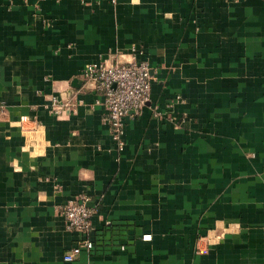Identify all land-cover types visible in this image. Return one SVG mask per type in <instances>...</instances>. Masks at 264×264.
<instances>
[{
	"label": "crops",
	"instance_id": "0c3cea01",
	"mask_svg": "<svg viewBox=\"0 0 264 264\" xmlns=\"http://www.w3.org/2000/svg\"><path fill=\"white\" fill-rule=\"evenodd\" d=\"M114 61L151 78L120 147L80 76ZM0 264H264V0H0Z\"/></svg>",
	"mask_w": 264,
	"mask_h": 264
},
{
	"label": "built area",
	"instance_id": "2783aa9c",
	"mask_svg": "<svg viewBox=\"0 0 264 264\" xmlns=\"http://www.w3.org/2000/svg\"><path fill=\"white\" fill-rule=\"evenodd\" d=\"M107 2L114 5L117 0H92ZM80 76L85 85L98 99L105 111V123L109 128V136L116 147H120V137L124 121L135 119L147 102L150 91L149 68L145 62L130 61L120 63L114 61L109 64H87L81 70ZM48 111L59 116L73 111L71 102H60L56 97L51 98ZM86 198L82 195L72 197L59 208L67 231L87 235L91 231V217L93 210L86 206ZM140 240H150L149 235H142ZM123 250V246L119 247ZM93 249L89 239L81 240L62 254L64 263L75 261L81 252L89 253Z\"/></svg>",
	"mask_w": 264,
	"mask_h": 264
}]
</instances>
